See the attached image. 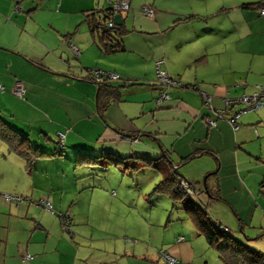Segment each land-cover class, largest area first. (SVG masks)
<instances>
[{
    "label": "crops",
    "instance_id": "0c3cea01",
    "mask_svg": "<svg viewBox=\"0 0 264 264\" xmlns=\"http://www.w3.org/2000/svg\"><path fill=\"white\" fill-rule=\"evenodd\" d=\"M112 1L0 0V118L26 136L32 146L48 154L35 159L30 171L24 166L23 172L9 175L15 182L0 185V190L27 193L30 200L45 199L58 210L72 212L68 221L78 220L72 207L79 204L81 192L112 187L103 174L100 177L93 170H78L93 165L76 164V153L98 156L111 152L122 160H133L132 166L151 160L144 166L156 170L150 175L151 183L176 170V175L197 192L196 202L202 210L207 212L208 204L219 201L228 211V216L214 213L213 221L228 232L232 223L243 230L242 219L235 222V214L239 215L232 197L235 184L230 189L226 181L237 179L247 187L249 198L240 202L239 209L255 204L262 208L264 185L257 187V196L263 199L258 201L256 191L244 178L256 171L264 180V166L257 162L264 160V134L257 131L264 127V108L242 119L241 113L235 129L223 119L227 111L221 118L216 111L224 109L222 98L249 94L255 84L264 81V16H259L256 9L264 0H125L128 8L119 12L124 31L120 46L106 52L90 29V20L98 19L97 10L105 9ZM145 6L150 15L142 10ZM252 63L259 64L256 71ZM158 67L180 85L158 87ZM90 70L129 77L135 83L100 81L103 87L117 91L116 97L110 96L109 90L101 93L100 112V82H95ZM14 83L21 84L22 98L13 96ZM159 90L169 96L161 103L156 102ZM132 93L134 97H130ZM202 94L210 98L209 106L204 104ZM236 108L233 106L231 111ZM206 119L213 120L214 125H207ZM179 124L182 131H178ZM54 132H62L64 138L59 154ZM254 136L262 137L257 149L253 148L257 143ZM170 137L173 139L169 142ZM126 143L128 149H124ZM5 147L8 155L13 154ZM2 151L0 146V154ZM193 160L196 163L191 164ZM61 167L67 169L66 173ZM3 177L0 171V183ZM203 179L205 190L213 197L204 190ZM154 187L151 194L155 193ZM203 193L208 196L207 204L201 202ZM117 194L114 189L112 195ZM18 205L22 206L21 202ZM18 205L7 210L19 211ZM39 207L22 206L23 214L29 216L26 228L19 226L27 233L23 238L11 239L9 222H0V228L6 230L0 235V264L21 260L25 254L32 258L21 260L22 264H159L158 251L181 264H191L208 246L183 222L174 227L164 223L157 242L149 237L147 243L137 245L133 239L129 251L126 247L108 246L93 259L99 262L85 261L60 250L62 237L57 236L60 225L53 218L55 213L42 212ZM230 214L234 217L231 224ZM156 226L160 227V223ZM53 229L57 231L55 235H51ZM165 229H170L166 235Z\"/></svg>",
    "mask_w": 264,
    "mask_h": 264
},
{
    "label": "rangeland",
    "instance_id": "374dc122",
    "mask_svg": "<svg viewBox=\"0 0 264 264\" xmlns=\"http://www.w3.org/2000/svg\"><path fill=\"white\" fill-rule=\"evenodd\" d=\"M163 40H168V35L163 36ZM131 58L134 57L131 56ZM252 66L256 71L259 64L252 63ZM132 68L136 69L135 66H133ZM256 85L264 86V81L261 84H255V86ZM134 95L135 93H132L130 97H134ZM13 96L16 97L15 95ZM236 96H240V94ZM222 101L225 108L223 98ZM262 108H264V105L256 110L245 111L240 115V117L242 119L243 116L247 114H255ZM178 131H182L181 124H179ZM257 131H260V133L264 134V127H260ZM56 136V132H54V137L56 138ZM118 137L123 138L120 136ZM172 139L173 138L171 137L168 138L169 142L172 141ZM261 140V136L259 139H255L254 136L253 141L257 142ZM0 146H2L3 150L1 152L3 154H0V171L3 172L4 176L0 185L5 187L8 185H12L13 182H15L13 179L8 178L9 175L14 176L20 171L23 172L24 163L15 155H8L5 145L0 143ZM128 146V143H126L124 149H128ZM253 148H258V142L253 143ZM261 148L264 151V138L263 142L261 143ZM58 152L60 153L59 149L57 150V153ZM227 154H230V152H228ZM132 161L133 160L131 159H125L117 164H110L105 167L92 164L93 167H89V169H86L87 167L84 166L78 168V170H86L87 172H89V170H93L97 172L100 177L101 174H103V176L107 177V181L112 187L107 188L109 190L105 191L86 190V192H81L79 194L81 200L79 202L77 200V203L79 204H76L72 207L76 215L75 218L78 220H74L71 222L70 219L67 224L61 225V220L58 218L57 213L67 215L69 220L71 216H69L70 213L68 211L58 210L51 206L52 212H49L44 210L42 207H39L42 212L46 211L48 214L55 213L53 214L55 216H53V218L57 223L59 222L60 225V229H58L59 233L57 234V236L62 237L59 245L61 251L73 253L76 257H79L81 259L84 258L85 261L89 260L92 262H99L98 260L93 259L97 257L99 251L103 252L105 248H108V246H116L120 249L121 247H126L129 251L131 248V245L129 244L133 242V239L135 241L134 243H137V245H139V242L141 241L147 243L146 240H149V237L151 241L157 242V238L159 239L161 234H163L164 223L170 224V226L174 227L182 226L183 222L190 233H193V231L195 232L191 221L188 219L185 211L183 210L184 207H188L191 206L192 203H196V201H194V197L193 199H187L181 196V198L172 200L169 195L163 196L159 193L151 194L150 192L153 189L154 185L159 181V179L155 178L154 182L151 183L152 179L150 175L152 172H156V170L144 166L134 168L136 165L138 166L139 163H137L135 166H132ZM196 161L193 160L191 164L196 163ZM263 161L264 160H257V162L259 163L258 165L264 166ZM74 168L75 167H73V170ZM63 169L66 173L67 169L61 167L62 173L64 172ZM53 170L54 173H56L58 169L55 168ZM175 171L176 170H173V172ZM114 173H116V176ZM232 179L229 178L226 181V186L231 189L232 184H235L232 197H234L236 200L237 212H239V215L235 214V222L238 223V219L241 218L243 221L241 219L240 220L244 223V225L242 224L243 230L239 231L238 226L232 223V218L234 217L233 215L231 216L232 213L230 212V221L228 222L229 224L232 223V226L229 227L227 224H225L230 229L229 232L227 230V234L235 240H242V242L248 245L246 246L248 249H251L264 256V219L262 221V218H264V203H262V208H260L258 204H255L254 206L239 209L240 202L245 198H249V195L247 194L248 190L247 187L239 184V181H237V179ZM244 179L247 182L249 188L256 191L254 193L255 199L258 201L263 200L261 199V197L259 198L257 196L259 189L257 187L263 180L262 176L256 171H251L249 175L245 174ZM89 181L98 182L99 180L95 179L93 181ZM132 182L134 183L129 188L128 185ZM135 182L140 184L135 185ZM110 189H112V191ZM114 189L118 191L116 197L112 195ZM5 193L10 196L19 197V201L17 203L15 201L5 202L0 197V213L3 212L5 214H0V222L2 223V221L6 220L9 222L7 232L11 239L23 238L27 236V233L26 231H22L19 226L21 225L26 228V221L29 219V216L28 214H23L24 212L22 206L28 204L37 206V201L30 200L27 193H12L7 190H0V196L1 194ZM206 195V193H203L201 194L200 198L201 202L203 201L207 204L208 196ZM20 202L22 206L18 205L20 204ZM211 203L208 204L209 208L206 209V213L209 218L214 220V217H212V215L214 213L220 214L222 212L224 214H227L228 216V211H226L225 207L220 204L219 201L214 202V205H211ZM16 205H18V208L20 209L19 211L7 210V207L11 206L12 208H15L14 206ZM65 212H67L68 214ZM80 218L85 219L86 221L80 220ZM156 223H160V227H157ZM260 226L263 227L260 228ZM169 230L170 229H165L164 234L166 235ZM5 232V229L0 228V235L4 234ZM56 233L57 231L55 229L51 231V235H55ZM247 238L251 239L245 240ZM205 248L206 249L196 257L195 262L191 264H222L213 249L209 248L208 246H206ZM88 255L92 256L89 257ZM1 258L2 256L0 255V263ZM20 261L21 260H19V258L17 261L7 260L5 264H22V261Z\"/></svg>",
    "mask_w": 264,
    "mask_h": 264
},
{
    "label": "trees",
    "instance_id": "16d2710c",
    "mask_svg": "<svg viewBox=\"0 0 264 264\" xmlns=\"http://www.w3.org/2000/svg\"><path fill=\"white\" fill-rule=\"evenodd\" d=\"M118 1L119 0H114L112 2H118ZM109 3L111 2L107 3V7L105 9H101L99 11L97 10L96 13L98 14V19H96L95 21L90 20L91 22L90 29L92 30L94 34L98 36L99 38L98 42L100 44V48L106 52H110L120 46L119 44L120 37L124 33L123 28H122L123 24L121 23L120 25H115L114 20H113L114 14L116 13L119 14L120 11H124V10H118L115 12L113 11L112 6ZM262 7H264V3L256 6L257 14H258L259 8H262ZM107 23H111L112 27H108ZM108 76H106V73H104L103 78L97 81V83L100 81L104 82L107 79H111ZM116 79L122 80L125 85H132L135 83L129 77H121L117 75ZM155 82L157 86L159 87L160 85L157 82V80ZM98 85L99 87H98L97 101H98L99 111L101 112L100 110L101 106H99V100H101V93H103L104 91L108 92L109 90L108 92L109 95L116 97L117 91L114 87H110V86L103 87L104 85L101 84V82ZM233 106L234 105H231L229 110L227 111L228 112L227 117L231 115V113L236 111V109L234 111H231V108ZM221 117H223V115H221L220 118ZM227 117L225 119H227ZM237 119L234 124L236 127L238 126ZM118 136L123 137L120 134H118ZM0 141L3 142L7 146V148L9 149L11 153L15 154L16 156L22 159V161L24 162L26 171L31 170L32 164L35 159L48 155L40 151L37 147L32 146L29 143L26 136L21 135L18 132H16L13 128H11L8 124H6L1 118H0ZM55 143L57 145V150L59 149V151L61 152V150H63L64 148L63 140L61 141V139L58 136H56ZM122 159L123 158L111 152H104L98 156H89L83 152H77L75 163L84 164V165H92V164L96 165V164L107 163L110 165V164H117L121 162ZM144 160L145 161H142V164H140L138 167L146 166L151 161L149 159L148 160L144 159ZM179 180H182L185 183H188L186 180L181 179V177H178L176 175V172H173V170H171L170 175H168L167 177L163 178L162 180H160L159 182L155 184L154 192L169 195L172 198V200L181 198V196L183 198L193 199L192 195L190 196L184 190H180L176 187ZM263 185H264V180L260 183L261 187H263ZM189 186L193 188L191 184ZM206 191L208 192V195L210 197H213L210 194L209 190L206 189ZM261 192L264 195V191H261ZM2 195L3 194H1L0 197L2 198L3 201H5ZM11 201H15L17 203L19 200L10 199L5 202H11ZM36 204L38 205V203ZM200 207L201 206H198V203L196 202V203H192L191 206L184 207L183 210L185 211L188 219L191 221L193 228L195 232L197 233V235H201L205 239L208 247L213 249L216 252L217 257L221 261L222 264H264V256H262V254L257 253L251 249H248L243 243L239 242L238 240H235L230 235H228L227 232H224L216 228L214 226V221L213 220L211 221L207 213L204 210H202ZM50 209H51L50 211L49 210H46V211L52 212V208ZM57 214L60 220L65 215L61 213H57ZM66 219L68 220V217H66ZM241 228L242 227H240V230ZM25 255H29V254H25ZM21 258H22L21 260L24 261V260L31 259L32 256L29 259L28 258L25 259L23 256Z\"/></svg>",
    "mask_w": 264,
    "mask_h": 264
},
{
    "label": "built area",
    "instance_id": "2783aa9c",
    "mask_svg": "<svg viewBox=\"0 0 264 264\" xmlns=\"http://www.w3.org/2000/svg\"><path fill=\"white\" fill-rule=\"evenodd\" d=\"M109 4L112 6L113 11H115V12L118 10H125L128 7V3L125 0H119L118 2H111ZM143 11L146 13V15L151 14V11L147 7H144ZM258 14L260 16H264V7L259 8ZM107 26L112 27V24L107 23ZM91 74L93 76V79L97 82L101 78H103L104 73L92 70ZM106 76H108V74H106ZM108 77L111 79H116L117 75L109 74ZM156 80L159 83V85H161V86L180 85V83L176 79L170 77L164 70H161L159 67L156 70ZM23 91L24 90H23L20 83H14L12 93L16 97L21 98L23 95ZM167 98H168L167 94L164 91L159 90V95H158V98L156 99V102L160 103L161 101H163ZM202 99L204 101V104L209 106L210 98L207 95L202 94ZM223 100L225 103V108H224V110H217L216 115L218 117H220L222 115L223 111L229 110L231 105L237 106L236 111L231 113V115H229L226 119V121L231 126H233L235 128L236 126L234 124L236 122V119L238 118V116L241 113L248 111V110L258 109L264 105V86H261V85L255 86L254 85V90L249 94H241L240 96H236V97H225ZM206 124L213 126L214 122H213V120L206 119ZM57 136L61 139V141L63 140L62 133H57ZM189 185H190L189 183H185L184 181L179 180L176 187L180 190H184L190 196L192 195L194 197L195 201H197L198 194ZM2 196L4 197L5 201H8L10 199L11 200L12 199H14V200L19 199V197L10 196L8 194H3ZM37 203H38V205L43 206L42 208H44L45 210H49V211L51 210L50 209L51 205L48 201L40 199L37 201ZM66 217H67V215H64V217H62V219H61L62 225L67 224L68 220L66 219ZM214 226L216 228H218L219 230L227 232V228L225 226L220 225L216 221H214ZM180 239L181 238H179V240ZM157 256H158L159 264H181L180 262H178L173 257L169 256L165 252L158 251ZM23 257L25 259H27V258L29 259L31 256L30 255H24Z\"/></svg>",
    "mask_w": 264,
    "mask_h": 264
},
{
    "label": "water",
    "instance_id": "95a60500",
    "mask_svg": "<svg viewBox=\"0 0 264 264\" xmlns=\"http://www.w3.org/2000/svg\"><path fill=\"white\" fill-rule=\"evenodd\" d=\"M113 20H114V24L115 25H120L121 24V18H120V15L118 13L114 14L113 16ZM202 183H203V188L205 190V186H204V179L202 180ZM206 191V190H205Z\"/></svg>",
    "mask_w": 264,
    "mask_h": 264
}]
</instances>
